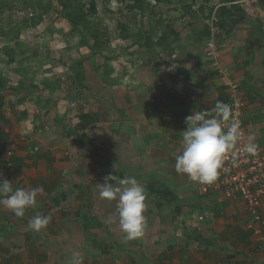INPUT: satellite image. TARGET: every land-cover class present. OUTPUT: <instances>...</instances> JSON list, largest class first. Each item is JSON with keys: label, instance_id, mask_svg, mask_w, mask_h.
I'll return each instance as SVG.
<instances>
[{"label": "crops", "instance_id": "1", "mask_svg": "<svg viewBox=\"0 0 264 264\" xmlns=\"http://www.w3.org/2000/svg\"><path fill=\"white\" fill-rule=\"evenodd\" d=\"M174 4L171 32L162 29L163 23L154 26V32L147 26L151 34L137 39L138 18L132 12L124 19L129 37H120L117 44L94 39L102 43L97 51L102 50L106 61L101 63L99 53L76 36L56 37L50 27L45 31L48 43L37 44L23 57L16 51L18 41L2 42L5 49L0 45V56L6 58L0 62V82L9 92L5 105L27 110L32 103L30 110L41 116L37 127L42 125L27 128L25 123L23 128L22 119L16 120L13 131L8 125L10 139L20 136L25 140L20 144H30V157L26 146L14 152L7 148L0 161L12 154L0 172L21 170L27 174L22 187L43 189L39 211L49 209L46 214L51 216L45 229L47 244L65 257L62 264H69L75 253L84 257V264H262L245 228V204L226 199L218 190L197 193L199 184L176 172L175 158L182 151L187 116L210 110L217 100L230 104L229 89L205 53L211 23L218 27L221 61L245 93L249 132L264 148V0ZM12 27L9 21L6 30ZM6 50L17 54L3 56ZM88 58L91 63L81 71L82 77L76 76V62ZM73 99L78 103L76 116L69 108ZM37 144H43L42 154L33 149ZM109 175L134 177L144 188L143 238L126 240L116 201L100 198L98 184ZM60 204L64 209L52 219L50 212ZM107 217L112 224L103 222ZM53 232L58 242L50 237ZM43 255L35 254L34 264ZM46 256L41 264L55 263L49 251Z\"/></svg>", "mask_w": 264, "mask_h": 264}, {"label": "rangeland", "instance_id": "2", "mask_svg": "<svg viewBox=\"0 0 264 264\" xmlns=\"http://www.w3.org/2000/svg\"><path fill=\"white\" fill-rule=\"evenodd\" d=\"M91 1L92 0H0V35L2 36L0 37V45H2V42L9 43L11 40L18 41L17 43L19 46L18 50L16 49V51H18V56L23 57V54L26 52L27 54L33 52L32 47L34 48L35 46H38L37 44H47L48 42L45 38L49 39V34L45 35V33L50 32L51 29V31L56 34V37H60V35H71V37L76 36L78 39H80L79 43L89 46L92 52L99 53L97 58L100 59L101 63L102 60H105V56L101 52L102 50L97 51L99 45H102V43L99 42L100 39H103L104 42H109L111 39H113V41L117 44L121 42V40H119L120 37H129L128 21L124 19L127 16L134 15L132 12H135L134 19L138 18V24L136 29H134V34L137 39H144L142 38L143 33L151 34L152 30L148 28L149 26L151 29L153 27L154 32L155 27L160 24L162 25L163 23L164 26H162V29L166 27V30L171 32L169 26L175 23V18H172L173 14L170 12L173 11L172 8L176 7L174 4L176 0H163L160 3H156L155 0H95L96 11L94 13H91L90 10ZM166 8L167 10H163ZM41 17L43 20H41ZM161 17L165 20L164 22H162L163 20H160ZM9 21L11 24L14 23V27L6 30ZM73 21L77 23L76 26L72 24ZM15 27L22 29V31L26 30V32L22 34L20 29L13 32ZM48 27H50V29H48ZM63 27H68V30L64 32L65 30ZM52 28L54 30H52ZM32 33H34V36H32ZM97 38L100 39L94 40ZM94 41H96V45ZM54 45L56 47V44ZM60 48L63 49V47ZM1 49H5L4 45H2ZM104 49L105 48H103V50ZM121 49L122 46L118 45V50ZM56 51H58V48H56ZM101 53L102 55H100ZM5 54L6 55L3 56L9 57L14 56L17 53H11L12 55L10 53L7 54L6 50ZM0 59H2L0 62L6 60V58H3L2 56H0ZM56 60L57 63L60 61L58 57H56ZM85 62V66L91 63L89 58L86 59ZM92 62H94V65L96 64L95 60H92ZM27 65H33L36 67L34 62H28ZM45 65H42L43 68ZM38 66H40L39 63ZM85 66L83 67L84 69ZM43 71H45V69H43ZM78 76L82 77V73H80ZM1 77L2 76L0 75V78ZM8 96V90H6L5 86L0 83V122L5 132L9 128L8 125H10V129L13 131L12 127L14 124H16L17 119H22L21 127L23 128L26 126L25 123H27V128H31V125L33 124L34 128L36 129L42 126L40 123V125L37 127L36 122L39 121L41 116L40 114L34 113L32 110H30L33 109L30 107L33 105L32 103L29 108H27V110L26 108L20 109V107L15 106H11L8 109V104L5 105V99ZM9 101L11 103L13 100ZM27 103H29V101ZM10 117L13 119V121L9 122L11 119ZM5 119L8 120V123H5ZM11 134L9 132L10 136ZM9 135L7 139L8 150L11 149L14 152L18 146H26L24 149L27 150L28 156L30 157V144H20V142L23 143L25 140H21L20 136L18 138L15 136L14 138L10 139ZM17 140L19 141L17 142ZM56 141L57 138L54 141L55 144ZM16 143L18 144L16 145ZM41 147H43V144L42 146L41 144H37L33 146V149H35V151L39 149L38 153L42 154L43 151L41 150ZM11 154L12 153H7V159L4 157L5 159L0 161V167L2 165L4 167L6 166L5 162L8 160ZM9 175L12 176H10V178L7 180L11 181L14 187H22V180L27 179V174L21 170L18 174H15L14 169H5L0 172V181ZM37 187L35 186L33 188ZM40 197L41 195H39L37 199ZM40 201L41 200H38L36 209H27L23 218L16 217L10 210L0 205V264H34L33 259L35 254H39L42 257L44 253L43 258H41V260L38 262V264H41L47 259L46 251H49L50 257L55 259L54 264H62L66 262L65 257L63 258L61 256L62 254L59 256L57 249H53L56 248L55 245L47 244L46 239L48 234L45 233V230L40 233H35L32 229L29 230V220L37 213L44 216H49L46 214L49 209L44 212L39 211L43 208V203ZM63 209L64 208H62L61 204L53 207V210L50 212L52 219L56 217V215H59ZM68 236L74 237L75 235L70 234ZM50 237L55 238V241L58 242L57 233H51ZM48 247H50V249H48ZM53 253H55V255H53Z\"/></svg>", "mask_w": 264, "mask_h": 264}, {"label": "clouds", "instance_id": "3", "mask_svg": "<svg viewBox=\"0 0 264 264\" xmlns=\"http://www.w3.org/2000/svg\"><path fill=\"white\" fill-rule=\"evenodd\" d=\"M215 24V23H214ZM216 25V24H215ZM187 128L182 135V151L176 156L175 170L186 175L192 182L213 185L219 178L226 159L235 157L241 140L239 122L234 118L230 104L217 100L210 110L195 111L185 118ZM251 155L256 153V145L249 143L246 148ZM109 181H114L110 183ZM99 196L106 201H116V213L124 238L128 241L144 237L147 221L144 212L147 208L144 188L134 177H105L98 184ZM42 188L14 187L7 179L0 181V205L10 210L16 217L23 218L27 209H36ZM51 222V216L37 213L30 218L29 227L37 233L44 231ZM105 224H112L107 217ZM69 264H84V257L75 253Z\"/></svg>", "mask_w": 264, "mask_h": 264}, {"label": "built area", "instance_id": "4", "mask_svg": "<svg viewBox=\"0 0 264 264\" xmlns=\"http://www.w3.org/2000/svg\"><path fill=\"white\" fill-rule=\"evenodd\" d=\"M218 27L210 25L209 39L205 45V53L211 61V67L220 75L230 92V106L234 118L239 122L241 140L237 146L235 157L238 166L232 163L229 156L224 164L218 180L213 185H201L197 193L205 194L209 190L221 191L226 199L241 201L246 207L245 228L253 237L254 247L261 254L264 264V148L252 137L245 120L247 101L240 84L232 78V72L221 61V44L217 39ZM72 115H78L77 100L69 102ZM249 143L256 145L255 155L247 152ZM182 150V146H181Z\"/></svg>", "mask_w": 264, "mask_h": 264}, {"label": "trees", "instance_id": "5", "mask_svg": "<svg viewBox=\"0 0 264 264\" xmlns=\"http://www.w3.org/2000/svg\"><path fill=\"white\" fill-rule=\"evenodd\" d=\"M156 3H160L163 0H155ZM91 13H94L96 11V1L92 0L91 1V7H90ZM74 26L77 25L75 21L72 23ZM85 60L82 59L80 61H77L75 64V74L78 76L81 71L84 69L83 67L85 66ZM1 83V82H0ZM7 139H8V134L3 130L2 124L0 122V157L2 156L3 153L7 150Z\"/></svg>", "mask_w": 264, "mask_h": 264}]
</instances>
